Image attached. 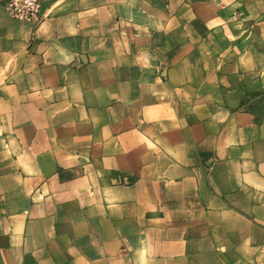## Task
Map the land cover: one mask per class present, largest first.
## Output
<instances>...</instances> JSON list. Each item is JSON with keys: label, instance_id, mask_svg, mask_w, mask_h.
<instances>
[{"label": "crops", "instance_id": "obj_1", "mask_svg": "<svg viewBox=\"0 0 264 264\" xmlns=\"http://www.w3.org/2000/svg\"><path fill=\"white\" fill-rule=\"evenodd\" d=\"M0 5V264H264V0Z\"/></svg>", "mask_w": 264, "mask_h": 264}, {"label": "built area", "instance_id": "obj_2", "mask_svg": "<svg viewBox=\"0 0 264 264\" xmlns=\"http://www.w3.org/2000/svg\"><path fill=\"white\" fill-rule=\"evenodd\" d=\"M9 16L20 22L36 26L39 21L40 0H0Z\"/></svg>", "mask_w": 264, "mask_h": 264}]
</instances>
